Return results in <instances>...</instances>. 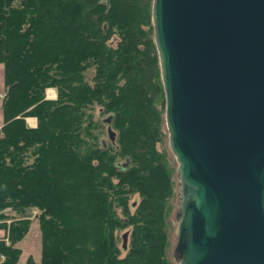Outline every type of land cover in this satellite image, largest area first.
<instances>
[{
	"label": "trees",
	"instance_id": "16d2710c",
	"mask_svg": "<svg viewBox=\"0 0 264 264\" xmlns=\"http://www.w3.org/2000/svg\"><path fill=\"white\" fill-rule=\"evenodd\" d=\"M151 12L152 0H0V264L18 263L29 209L41 256L23 264H174Z\"/></svg>",
	"mask_w": 264,
	"mask_h": 264
},
{
	"label": "water",
	"instance_id": "95a60500",
	"mask_svg": "<svg viewBox=\"0 0 264 264\" xmlns=\"http://www.w3.org/2000/svg\"><path fill=\"white\" fill-rule=\"evenodd\" d=\"M152 24L177 163L175 260L264 264V0H152Z\"/></svg>",
	"mask_w": 264,
	"mask_h": 264
},
{
	"label": "rangeland",
	"instance_id": "374dc122",
	"mask_svg": "<svg viewBox=\"0 0 264 264\" xmlns=\"http://www.w3.org/2000/svg\"><path fill=\"white\" fill-rule=\"evenodd\" d=\"M151 21H152V12H151ZM153 36H154V34H153ZM160 78H161V76H160ZM49 93H50V95H49ZM56 94H57V92H56V89L54 87H49L45 90V97L47 99H51V100L55 99ZM164 118H165V116H164ZM25 121L27 124H29V122H30V125H35L37 123L36 117H34V116L26 117ZM164 130L167 131L166 125L164 126ZM103 136H105V135L103 134ZM167 138H168V133H167ZM168 148H169V145H168ZM169 151L171 153L170 148H169ZM172 157L174 158L173 154H172ZM170 159L173 161L172 158H170ZM174 161H175V158H174ZM175 163H176V161H175ZM174 183H175V181H174ZM172 191L175 193V195L173 196V199H172L174 208H173V211H172L170 217H168V220H169L168 240L170 241V245L166 251V257L168 259H171V261L174 264H178L176 262L175 256H174V247H175V242H176L175 237H176V228H177L176 211H177L178 202H179V185H178V178L177 177H176V185L175 184L173 185ZM138 198H139L138 194H134L132 196V200L133 199L138 200ZM26 214H27L26 218L31 221V224H30L31 227H30L28 233L25 235V237L21 241H19L17 244L21 248V252H22L17 264H23L28 256H32V258L35 261H39L40 256H41L40 229H39V225H38L37 218H36L38 211L36 209H29ZM2 235H3V231L0 230V236H2Z\"/></svg>",
	"mask_w": 264,
	"mask_h": 264
},
{
	"label": "crops",
	"instance_id": "0c3cea01",
	"mask_svg": "<svg viewBox=\"0 0 264 264\" xmlns=\"http://www.w3.org/2000/svg\"><path fill=\"white\" fill-rule=\"evenodd\" d=\"M3 92H4V65L0 63V127L4 123L3 113H2V99H3ZM30 127H35V125H30Z\"/></svg>",
	"mask_w": 264,
	"mask_h": 264
},
{
	"label": "bare ground",
	"instance_id": "6f19581e",
	"mask_svg": "<svg viewBox=\"0 0 264 264\" xmlns=\"http://www.w3.org/2000/svg\"><path fill=\"white\" fill-rule=\"evenodd\" d=\"M49 91V90H48ZM49 95H50V93H49ZM56 97V96H55ZM29 124H30V122H29Z\"/></svg>",
	"mask_w": 264,
	"mask_h": 264
}]
</instances>
